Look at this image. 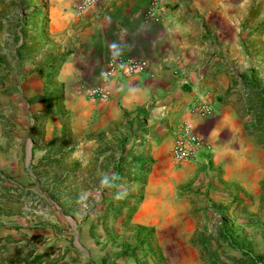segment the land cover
<instances>
[{
  "label": "crops",
  "instance_id": "0c3cea01",
  "mask_svg": "<svg viewBox=\"0 0 264 264\" xmlns=\"http://www.w3.org/2000/svg\"><path fill=\"white\" fill-rule=\"evenodd\" d=\"M80 1L25 0L23 22L3 12L11 1L0 0V104L9 108L10 126L0 120V170L3 144L11 171L30 180L38 177L29 168L50 158L91 169L82 172L90 184L119 172L117 182L128 186L124 199L140 200L141 207L150 200L146 212L133 215L137 223L209 214L236 193L241 197L260 154L249 109L264 95L246 61L264 65L263 20L252 17L264 0H163L157 22L146 16L151 0L100 1L76 14ZM117 55L145 60L148 69L104 81L105 63ZM90 86L110 97L89 100ZM200 103L210 115L192 111ZM183 123L212 150L176 163L171 146ZM4 180L0 172V264L30 237L41 235V251L52 236L47 228L32 229L35 217L17 214L19 196Z\"/></svg>",
  "mask_w": 264,
  "mask_h": 264
},
{
  "label": "rangeland",
  "instance_id": "374dc122",
  "mask_svg": "<svg viewBox=\"0 0 264 264\" xmlns=\"http://www.w3.org/2000/svg\"><path fill=\"white\" fill-rule=\"evenodd\" d=\"M6 1L11 5L4 6L3 12L25 22V0ZM252 17L263 20L264 25L263 1ZM246 62L250 63L251 78L258 82V92L264 95V65L252 57ZM249 110L256 125L250 134L260 150L257 175L241 189V197L236 193L235 200L202 215L147 217L137 223L133 215L140 208V214L146 212L148 197L142 207L140 200L124 199L126 194L117 199V193L128 186L117 180L115 187L104 188L102 178L98 184H90L82 172L88 175L91 169L79 165L67 168L63 161L55 162L56 158L29 168L38 177L30 180L11 171L9 146L2 144L0 172L4 182L15 186L17 214L35 217L34 230L52 231L50 240L43 241H48V246L38 251L41 235L30 237L19 244L17 254L6 264H264V103ZM4 111H9L7 104H0L2 128H9ZM82 192H87L88 198L80 203ZM9 203L4 197L2 213H9Z\"/></svg>",
  "mask_w": 264,
  "mask_h": 264
},
{
  "label": "built area",
  "instance_id": "2783aa9c",
  "mask_svg": "<svg viewBox=\"0 0 264 264\" xmlns=\"http://www.w3.org/2000/svg\"><path fill=\"white\" fill-rule=\"evenodd\" d=\"M100 1L106 0H81L74 7L75 13L80 14ZM162 3L163 0H151L149 8L146 11V16L153 21H159V12L162 8ZM147 69L148 63L145 60L126 55H117L106 61L102 72V79L109 81L119 73L129 76L138 75L146 72ZM84 94L89 100L94 102L105 101L110 97V92L100 86L87 87L85 88ZM192 111L201 116H208L211 113V108L207 104L200 103L194 106ZM211 150L212 148L209 143L194 133L188 123H183L172 143L171 157L174 162L182 163L196 160L201 154L210 153Z\"/></svg>",
  "mask_w": 264,
  "mask_h": 264
},
{
  "label": "clouds",
  "instance_id": "9594fccd",
  "mask_svg": "<svg viewBox=\"0 0 264 264\" xmlns=\"http://www.w3.org/2000/svg\"><path fill=\"white\" fill-rule=\"evenodd\" d=\"M113 47H115V45H113ZM117 180H119V176L117 174L105 173V174H103L102 179L100 181L101 187H104V188L115 187L116 186L115 182ZM122 196H123L122 192L117 193V199L122 198ZM87 198H88V193L87 192H82L80 194V196H79L78 202L83 203L84 201L87 200Z\"/></svg>",
  "mask_w": 264,
  "mask_h": 264
}]
</instances>
